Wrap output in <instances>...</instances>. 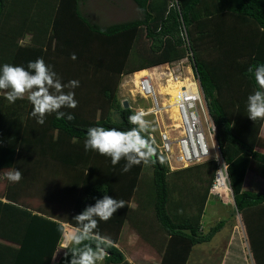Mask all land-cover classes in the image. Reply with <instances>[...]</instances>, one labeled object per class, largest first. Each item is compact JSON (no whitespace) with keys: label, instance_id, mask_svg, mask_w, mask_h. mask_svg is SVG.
<instances>
[{"label":"trees","instance_id":"16d2710c","mask_svg":"<svg viewBox=\"0 0 264 264\" xmlns=\"http://www.w3.org/2000/svg\"><path fill=\"white\" fill-rule=\"evenodd\" d=\"M131 1L139 18L102 26L85 13L87 0H0V64L26 67L42 58L64 83L79 81L78 88L65 89L74 91L78 101L75 109H63L74 119L53 114L43 125L32 117L27 98L9 103L0 91V173L13 168L22 172L21 185L8 187L0 197V264H52L56 253L58 264H67L70 257L64 256L58 231L64 224L16 205L15 190L22 185L40 183L45 190L55 179L73 203L71 226L104 191L124 202L110 220L98 223V231L114 241L104 264H130L116 244L127 222L140 233V226L147 225L143 202L153 209L165 235L163 246L157 245L163 252L161 264H188L196 246L211 243L224 229L227 220L208 231L202 223L218 170L215 161L173 172L157 149L148 164L152 187L144 194L146 165L123 172V160L112 165L110 158L83 147L89 127H131L128 116L134 111L124 109L118 97L125 75L185 57L200 79L216 126L235 210L250 243L246 260L253 257L255 264H264V192L245 189L252 166L260 180L251 187L258 189L264 181V120L246 116V98L257 87L248 69L264 63V0ZM135 197L142 207L132 210ZM235 241L234 236L230 252Z\"/></svg>","mask_w":264,"mask_h":264},{"label":"clouds","instance_id":"9594fccd","mask_svg":"<svg viewBox=\"0 0 264 264\" xmlns=\"http://www.w3.org/2000/svg\"><path fill=\"white\" fill-rule=\"evenodd\" d=\"M71 58L75 59V54ZM248 71L254 77L257 87L246 98V116L256 122L264 120V63H258L254 68L250 67ZM78 87V80H69L64 83L53 66L46 64L42 58L29 61L26 67L8 63L0 64V91L5 92V99L9 103H15L17 100H23L27 95V100L32 106L31 115L41 125L45 123L47 116L53 114L57 119L68 121L74 119L73 114L63 109H75L78 101L74 91H65V89ZM148 115L149 111L143 108L136 110L128 116L131 127L127 130L101 125L89 127L83 144L84 150L110 158L112 165H117L123 160V172L130 171L136 165L150 164L157 148L155 140L150 136V133L154 131V124L146 118ZM216 145L220 152L217 140ZM208 161H215V158L212 157L187 168ZM5 178L9 183H19L22 172L17 168L10 169L5 173ZM104 193L102 198L94 197L95 203L87 205L74 217V225L58 228L62 248L66 250L64 256L70 257L67 264H103L108 250L114 246V241L110 237L98 231V223L110 220L118 209L124 207V202L108 195L106 191ZM210 196L217 195L210 191ZM227 196L228 199L225 196L224 202L223 198L221 201L226 203L230 196L235 207L232 189ZM59 250H61L60 246Z\"/></svg>","mask_w":264,"mask_h":264},{"label":"rangeland","instance_id":"374dc122","mask_svg":"<svg viewBox=\"0 0 264 264\" xmlns=\"http://www.w3.org/2000/svg\"><path fill=\"white\" fill-rule=\"evenodd\" d=\"M84 10L85 13L94 22H97L102 26L132 21L140 17V13L136 5L131 0H87L84 6ZM25 40L26 41H23V44L28 43L30 41V38ZM146 44L147 43H145V45ZM181 64L182 66H173V72L169 73L167 72L166 67H155L142 70L147 71L148 73L150 72L154 80L153 85L155 89V97H149L150 99H147L145 97L142 98L139 93V88L135 84L134 80V75L138 72L125 75L121 80L118 91V97L121 104L127 101L130 108L135 112L140 108H151L152 104L155 103V98L158 102L163 100L160 96V87H162L163 85L166 86L168 84V81L172 80L173 77H175V73L178 75L182 74V77L186 78L187 76H191L192 70L184 68V66L187 64L186 60ZM163 73L167 74L165 75ZM153 75H155V77ZM25 98H27V95L25 96ZM166 100L164 102H166ZM162 105L163 103H160L159 108H161ZM159 114L161 115L159 119H157L155 115L147 117V119L153 121L154 124V131L150 134H154L156 138L159 135L160 131L163 130L164 126L167 124V120L169 121L168 128H170L169 126L174 125L171 119H175L169 112L165 113L163 111V113ZM112 117L114 121L119 120V115L117 112H113ZM260 135L264 139V123ZM260 151L262 150L260 149ZM212 153L213 157H216L217 155L219 156L220 154L216 143L212 145ZM172 165L176 166L173 161ZM27 168L29 169V167ZM7 171L9 170L0 173V197H4L3 192L7 191L8 187L10 188L11 186L17 184L9 183L7 181V179L5 178V173ZM152 171L153 170L149 165L145 166L141 182V185L143 187L141 188V190L144 191V194L150 187H152ZM192 172L196 176V170H192ZM255 172V167L252 166V170L249 171L247 176L248 179L246 180V187L250 190L264 192V181H262V185H260L258 189L255 187H251L252 182H257L258 184L260 180L259 175ZM59 178L60 177H58V179ZM177 179L178 177L175 178V180ZM18 185L21 184L18 183ZM15 193H17L18 196L16 205H18L19 207H26L33 213L45 215L49 218L57 220L58 222L63 221L64 227H68L67 225H70L68 223V220L72 213L73 203L71 202V198L65 196L64 192L61 191V184L60 181H57V179H55L54 184L49 185L47 183L45 190L40 183L34 185L32 184L30 186L29 184H24V186L22 185V188L20 190H15ZM215 197L220 200L219 202H222L219 196ZM224 197L223 202L225 199ZM63 198H68V201L66 199L64 200ZM226 198L228 199L227 195ZM144 200L145 199H142L141 201L143 202ZM143 204H145V206L148 208V210L146 211V219L149 220L147 222V225L149 224V226H147L146 224H142L140 226V233L138 229L136 230V228H134V224H132L131 222H127L120 233L119 242L116 244V246L123 252L130 264H161L163 252L158 248V246H163L161 237L164 238L165 235L159 229V225L155 219L153 209L148 204H146V202H143ZM222 205H220V208H218L217 211H219V213L217 215H214V212L216 211L214 206H209L207 209L205 208L202 223L203 230L208 231L210 228V224L215 226L220 221L227 220L224 232L219 236L213 238L212 244H203L196 246L192 251L188 264H224V261H228L231 264H255L254 260L252 261V259L248 258L246 260L247 254L249 257L251 253L250 243L246 233L245 225L243 223V219L241 215L236 212L232 202V198L229 196V200L226 203H222ZM130 206L132 210H136L138 207H142L140 201H138V198L136 197L132 199ZM66 222L68 224H65ZM232 231H234L232 236H235L236 241L234 242L231 255H229L227 258V247L230 244L229 238H231L230 235ZM244 259L246 260V263L243 261Z\"/></svg>","mask_w":264,"mask_h":264},{"label":"built area","instance_id":"2783aa9c","mask_svg":"<svg viewBox=\"0 0 264 264\" xmlns=\"http://www.w3.org/2000/svg\"><path fill=\"white\" fill-rule=\"evenodd\" d=\"M185 60L187 64L184 68L192 70L191 76H187L186 78L182 77V74L178 75L175 73V77L172 79V81L182 83L179 100L176 103L178 108V119L170 118L174 124L169 126L170 128H168L169 121L167 120V124L164 126L163 130L160 131L157 138L154 134H150L151 138L155 140L156 147L160 154L166 159L171 171L184 169L212 158V145L216 143V126L211 117L208 101L202 90L200 79L194 72L190 58L185 57L180 61L161 66L160 68L166 67L168 73L173 72V66H182L181 63ZM163 74L166 75L167 73ZM153 81L152 76L143 77L140 80L138 88L142 98L145 97L148 99L149 97H155ZM160 96L163 100L158 102L155 98V103H153L155 105L152 104L151 108L145 109L149 111L147 117L155 115L156 118L159 119L161 116L159 113H163V111L168 113L170 106H164V101L167 99V96L162 94H160ZM160 103H163L161 108H159ZM214 158L218 165V170L211 193L223 198L231 193L228 183V166L224 162L221 154ZM172 161L176 166L172 165ZM219 174L225 176L223 185L226 187L228 194L224 196H222L220 192H216L220 186V181L218 179Z\"/></svg>","mask_w":264,"mask_h":264},{"label":"bare ground","instance_id":"6f19581e","mask_svg":"<svg viewBox=\"0 0 264 264\" xmlns=\"http://www.w3.org/2000/svg\"><path fill=\"white\" fill-rule=\"evenodd\" d=\"M147 76H152V74H150V72L148 73L147 71H141V72L136 73L134 75L135 84L139 86L140 80L143 77H147ZM153 76L155 77V75ZM181 88H182V83H178L172 80H169L166 86L163 85L162 87H160L161 94L168 96L166 102H164V106L165 107L170 106V109L168 110V112L172 115L173 118H177V119H178V109L176 107V103L179 100ZM218 179L220 181V186L218 187L216 192H220L221 195L224 196L228 194L226 187L223 185V182L225 181V176L223 174H219Z\"/></svg>","mask_w":264,"mask_h":264},{"label":"crops","instance_id":"0c3cea01","mask_svg":"<svg viewBox=\"0 0 264 264\" xmlns=\"http://www.w3.org/2000/svg\"><path fill=\"white\" fill-rule=\"evenodd\" d=\"M248 179V178H247ZM246 179V180H247ZM245 189H247V187H246V182H245ZM4 190H5V188H4ZM3 194H4V196H5V194H6V191L5 192H3ZM4 200H6V199H3V201ZM220 200H218V198L217 197H215V196H210L209 198H208V201H207V204H206V209L209 207V206H214L215 207V209H216V211L214 212V215H217L218 213H219V211H217L218 210V208H220V205H222V203L223 202H219ZM4 202H7V200L6 201H4ZM217 203H218V205H217ZM224 205H226V204H224ZM223 206V205H222ZM213 217H215V216H213ZM59 222H62V223H64L63 221H59ZM65 224H68L67 222L65 223ZM68 227L69 226H71V225H67ZM210 227L211 226H213L212 224H210L209 225ZM224 229H225V227H224ZM224 229L218 234V235H216V237L217 236H219L220 234H222L223 232H224ZM235 231V230H234ZM234 231H232V233H231V238H229V240H230V244H231V242L233 241V236H232V234L234 233ZM229 235V234H228ZM236 239V238H235ZM213 243V241L211 242V243H209V244H212ZM230 244L228 245V247H227V254H226V257L228 258V256L229 255H231V253L232 252H230L229 251V247H230ZM194 250V249H193ZM58 263V255H57V253H56V255L54 256V259H53V262H52V264H57ZM224 264H225V261H224Z\"/></svg>","mask_w":264,"mask_h":264},{"label":"water","instance_id":"95a60500","mask_svg":"<svg viewBox=\"0 0 264 264\" xmlns=\"http://www.w3.org/2000/svg\"><path fill=\"white\" fill-rule=\"evenodd\" d=\"M122 105H123L124 109H128L129 108V103L127 101H125Z\"/></svg>","mask_w":264,"mask_h":264}]
</instances>
